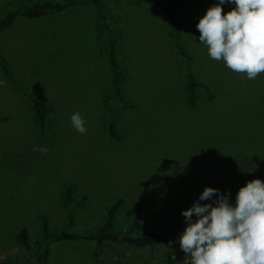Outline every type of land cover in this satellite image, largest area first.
Returning a JSON list of instances; mask_svg holds the SVG:
<instances>
[{"label": "rangeland", "instance_id": "obj_1", "mask_svg": "<svg viewBox=\"0 0 264 264\" xmlns=\"http://www.w3.org/2000/svg\"><path fill=\"white\" fill-rule=\"evenodd\" d=\"M43 1L65 2L32 0ZM105 4L110 38L120 35L118 56L126 71L120 95L110 83L108 36L95 4L37 19L17 18L0 34L9 75L51 107L50 131L40 138L33 110L0 67V264H167L163 248L45 241L42 220L51 231L86 237L121 201L114 233L126 232L138 216L140 229L134 235L169 233L176 206L186 211L205 187L230 192L234 206L246 182H264V73L249 80L208 56L196 25L214 5L187 0L183 11L182 44L192 57L195 77L213 96L209 101L200 89L202 98L190 106L160 9L131 0ZM29 5L0 0V19ZM221 7L227 13L235 4ZM113 104L121 105L118 138L108 130V105ZM75 112L85 119L86 134L72 126ZM37 146L48 151H34ZM65 185L74 189L70 209L62 205ZM216 199L200 203L215 206ZM186 226L181 215L179 232ZM22 230L33 248H41L38 261L28 257L19 262L25 255L18 241ZM171 251L175 264H189L190 256L180 248Z\"/></svg>", "mask_w": 264, "mask_h": 264}, {"label": "clouds", "instance_id": "obj_2", "mask_svg": "<svg viewBox=\"0 0 264 264\" xmlns=\"http://www.w3.org/2000/svg\"><path fill=\"white\" fill-rule=\"evenodd\" d=\"M225 3L235 8L224 13L221 5ZM196 28L211 59L223 61L249 80L264 73V0H219ZM71 123L79 134H86V121L79 112L72 114ZM33 150L48 151L39 146ZM214 195L215 206L200 203ZM229 195L205 187L198 201L181 213L187 226L179 236V247L190 256L189 264H264V182H246L234 206Z\"/></svg>", "mask_w": 264, "mask_h": 264}, {"label": "trees", "instance_id": "obj_3", "mask_svg": "<svg viewBox=\"0 0 264 264\" xmlns=\"http://www.w3.org/2000/svg\"><path fill=\"white\" fill-rule=\"evenodd\" d=\"M31 3V5L18 8L15 11H10L5 14L3 18L0 19V34L5 30L12 27L17 18H26V19H37L43 16L50 14H58L64 12L66 9L76 6L92 3L95 4L100 13L101 24L105 31L107 39V50H106V60L110 69L111 79L110 83L114 89V93L120 95L122 83L125 81L126 71L121 67L122 61L119 59L117 47V41L120 38L118 34L115 38H110L112 34V29L109 28L107 24L108 16L106 15L107 11L105 8V0H65L63 3H51L48 1L35 2L32 0H26ZM136 1L142 4L151 6L154 9H160L165 18L168 21L169 27V36L172 39L173 46L175 48V53L181 64L182 76L184 79L185 87V100L190 106H195L202 98L200 89H203L206 93V97L209 101L213 100V96L210 94V90L206 84L199 81L193 73V60L189 51L183 46L181 40V27L183 19V11L186 8L187 0H131ZM209 2L213 5L217 4L219 0H202ZM119 29H116V33ZM0 67L5 75H9L7 62L4 57L0 55ZM13 82L18 88V91L24 97L27 105L34 112V125L36 132L39 133L40 138H46L47 133L50 131L51 122H50V105L37 96L33 91L24 88L20 81L14 80ZM116 104V103H115ZM108 105L109 113L111 114V122L109 123L108 130L109 134L114 138H118V133L116 132V117H118V111L120 110L121 105ZM124 106V105H123ZM73 194L74 189L70 185H65L64 187V196L62 199V205L64 208H73ZM121 208V201H116L113 203L107 210L105 219L102 225L95 230L92 234L86 237H78L72 233L66 231H51L49 230L46 221L42 220V239L45 241H60V240H90L95 241L97 246H101L103 243L108 242L114 245H130L134 249H145L148 248L152 251L163 248V256L167 264H175L172 251L173 249H179V223L181 219V210L179 205L176 206L173 222L170 226L169 233H138L134 235V232H138L140 229L139 225V216L135 218L126 232L114 233L113 232V221L119 209ZM70 222L72 220V212H69ZM172 236V237H171ZM171 237V238H170ZM19 244L24 249L25 255L20 263L28 261L29 258H35L38 261L37 253L41 251V248H33L28 241L27 233L25 230H22L18 235ZM172 242L170 245L169 242ZM36 250V253L34 252ZM33 250V253L31 251ZM29 253V254H27ZM31 253V254H30ZM7 264V263H6ZM15 264V261L8 263Z\"/></svg>", "mask_w": 264, "mask_h": 264}, {"label": "crops", "instance_id": "obj_4", "mask_svg": "<svg viewBox=\"0 0 264 264\" xmlns=\"http://www.w3.org/2000/svg\"><path fill=\"white\" fill-rule=\"evenodd\" d=\"M3 257H0V259H2Z\"/></svg>", "mask_w": 264, "mask_h": 264}]
</instances>
